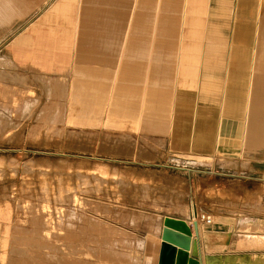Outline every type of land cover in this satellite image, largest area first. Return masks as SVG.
I'll list each match as a JSON object with an SVG mask.
<instances>
[{
	"label": "rangeland",
	"instance_id": "rangeland-1",
	"mask_svg": "<svg viewBox=\"0 0 264 264\" xmlns=\"http://www.w3.org/2000/svg\"><path fill=\"white\" fill-rule=\"evenodd\" d=\"M54 1L0 24V264H137L146 251L138 243L161 247L167 216L193 223L195 214L229 231L227 260L217 264L264 250L263 166L244 197L235 180L244 174L224 169L234 165L152 152L164 141L140 123L130 130L104 115L74 121L63 46L51 40L76 13L41 26Z\"/></svg>",
	"mask_w": 264,
	"mask_h": 264
},
{
	"label": "crops",
	"instance_id": "crops-1",
	"mask_svg": "<svg viewBox=\"0 0 264 264\" xmlns=\"http://www.w3.org/2000/svg\"><path fill=\"white\" fill-rule=\"evenodd\" d=\"M89 10L51 40L75 85L74 121L140 123L164 141L152 152L234 165L224 169L244 174L235 180L252 197L264 167V0H91ZM218 229L199 227L191 255L203 264L227 260L229 231ZM253 249L236 264L262 260Z\"/></svg>",
	"mask_w": 264,
	"mask_h": 264
},
{
	"label": "bare ground",
	"instance_id": "bare-ground-1",
	"mask_svg": "<svg viewBox=\"0 0 264 264\" xmlns=\"http://www.w3.org/2000/svg\"><path fill=\"white\" fill-rule=\"evenodd\" d=\"M90 1L91 0H55L53 2L52 6H50V8L48 9L49 11L46 12L45 16L41 18L40 24H41V26L43 24H45V25H49V26L50 25H56V27H57V24H55V22L58 21L60 19V17H62V18L64 17L65 20L68 21L69 17H71L73 13H76L75 23H73V21H72V27L71 28L68 27L65 29H72L74 27L79 28L78 27L79 26V20L82 17L83 18L88 17L89 14L91 13L89 10ZM29 2H33L35 4L34 5H21V3H29ZM39 2H45V4H46L47 0H1L0 1V24L2 25L4 23L9 22L11 20V18L14 19L16 17H20V16L25 15L28 11H30L33 7H35ZM73 25H74V27H73ZM4 38H5V36H4ZM61 79H62L61 82L65 83V85L70 90H72V95L69 96V98L72 99L71 104L74 105V96H75L74 88H75V85L73 83H70L69 82L70 79H68V77H66V76L61 77ZM8 98L13 99L12 96H8ZM4 102H8L7 99ZM204 217H205V215H204ZM201 219L199 218L198 214H195V220L198 221L199 227L202 225ZM155 230L157 231L156 228H155ZM162 230H163V227L160 228L161 235H162ZM138 246L141 247V249H143V250L146 249V251H145L144 257L142 255H136V256L134 255L135 258L133 260L137 264H159V256H160L159 244H157L156 242L155 243H147V244L138 243ZM194 247H195V244H194ZM262 258L264 259V255H262Z\"/></svg>",
	"mask_w": 264,
	"mask_h": 264
},
{
	"label": "water",
	"instance_id": "water-1",
	"mask_svg": "<svg viewBox=\"0 0 264 264\" xmlns=\"http://www.w3.org/2000/svg\"><path fill=\"white\" fill-rule=\"evenodd\" d=\"M193 230L186 220L167 216L164 220L159 264H203L199 256L191 255L195 240L200 236L196 220L193 221Z\"/></svg>",
	"mask_w": 264,
	"mask_h": 264
},
{
	"label": "built area",
	"instance_id": "built-area-1",
	"mask_svg": "<svg viewBox=\"0 0 264 264\" xmlns=\"http://www.w3.org/2000/svg\"><path fill=\"white\" fill-rule=\"evenodd\" d=\"M208 223H210L211 221L210 220H207Z\"/></svg>",
	"mask_w": 264,
	"mask_h": 264
}]
</instances>
